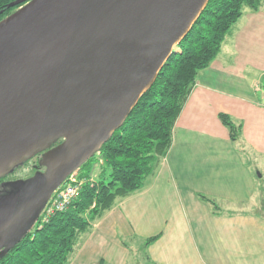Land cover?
<instances>
[{
    "label": "water",
    "instance_id": "95a60500",
    "mask_svg": "<svg viewBox=\"0 0 264 264\" xmlns=\"http://www.w3.org/2000/svg\"><path fill=\"white\" fill-rule=\"evenodd\" d=\"M207 2L28 0L0 20V176L62 138L44 172L8 182L0 217L17 215L0 246L121 125Z\"/></svg>",
    "mask_w": 264,
    "mask_h": 264
},
{
    "label": "crops",
    "instance_id": "0c3cea01",
    "mask_svg": "<svg viewBox=\"0 0 264 264\" xmlns=\"http://www.w3.org/2000/svg\"><path fill=\"white\" fill-rule=\"evenodd\" d=\"M134 248L140 264H264V0L197 72L156 171L92 221L67 264H134Z\"/></svg>",
    "mask_w": 264,
    "mask_h": 264
},
{
    "label": "trees",
    "instance_id": "16d2710c",
    "mask_svg": "<svg viewBox=\"0 0 264 264\" xmlns=\"http://www.w3.org/2000/svg\"><path fill=\"white\" fill-rule=\"evenodd\" d=\"M27 1L0 0V20ZM260 2L208 0L189 32L174 47L176 51L121 125L79 164L80 177H89L93 166L99 164L96 181L84 183L69 206L51 215L41 226L38 225L40 211L34 221L36 227L26 231L8 251L0 253V264H67L75 246L90 231L92 221L108 210L116 198L141 188L144 180L156 171L170 147L174 122L195 83L197 72L216 56L226 32L242 12L257 10ZM218 116L234 139L236 127L230 117L224 113ZM57 142H52L51 146ZM39 159L37 166L43 169ZM14 165L0 176V181L9 176ZM17 189L14 188V192ZM199 197L210 205L212 212L219 208L212 198L202 194ZM159 236L147 237L144 244Z\"/></svg>",
    "mask_w": 264,
    "mask_h": 264
},
{
    "label": "built area",
    "instance_id": "2783aa9c",
    "mask_svg": "<svg viewBox=\"0 0 264 264\" xmlns=\"http://www.w3.org/2000/svg\"><path fill=\"white\" fill-rule=\"evenodd\" d=\"M79 168L72 171L67 177L52 191L49 198L45 202L38 225L46 223L51 215L56 212L63 211L77 196L81 186L88 181H96L95 176L89 175V177H80Z\"/></svg>",
    "mask_w": 264,
    "mask_h": 264
},
{
    "label": "flooded vegetation",
    "instance_id": "af4514ba",
    "mask_svg": "<svg viewBox=\"0 0 264 264\" xmlns=\"http://www.w3.org/2000/svg\"><path fill=\"white\" fill-rule=\"evenodd\" d=\"M62 141V138H59L58 139V142L55 144L57 145L58 143H60ZM55 145L51 146V143L49 144L48 143V146L45 147L44 149H40L37 151V153H35V155L33 154L32 157H36V161L38 162V158H41V156L43 155L44 152L48 151V149L54 147ZM31 157V158H32ZM36 170L33 171L32 175L30 177H32L36 172L38 171H41V172H44L45 171V167L43 166V169H39V167L37 166L36 164V167H35ZM29 177V178H30ZM1 178V177H0ZM7 178V177H6ZM28 178V179H29ZM16 180H19V179H12V180H3V181H0V200L1 201H5L7 202V200H9V198L11 197V195L14 193V188H16L17 186H15L16 184L14 183H10L8 184V182H12V181H16ZM22 184V183H21ZM21 209V208H20ZM37 212V208L33 211V213L31 214L30 216V220L34 219L36 220L37 216L39 215L36 214ZM16 211L15 212H8L6 214H4L3 216L0 217V231H3L2 233H4L5 231H8L10 229V227L12 226V224L14 223L15 221V217H16ZM27 224L22 223L18 229L15 231L14 234H12L4 243V245L0 246V252L3 251V249L5 248V246H9L11 244L15 245L16 243H18V241L20 240L21 236L23 235L24 231H29L31 227L27 228L26 227ZM28 230H27V229ZM16 237H19V240H17ZM12 245V246H13Z\"/></svg>",
    "mask_w": 264,
    "mask_h": 264
},
{
    "label": "rangeland",
    "instance_id": "374dc122",
    "mask_svg": "<svg viewBox=\"0 0 264 264\" xmlns=\"http://www.w3.org/2000/svg\"><path fill=\"white\" fill-rule=\"evenodd\" d=\"M35 159H36V157L34 156V157L29 158L23 162L16 163L14 165L12 172L4 180L10 181L12 179H19V180L28 179L32 175L33 171L36 170L35 167H36L37 161ZM99 170H100L99 164L94 165L92 168V171H91L92 175L97 177ZM36 224H37V222H34V224H32V226H31V229L35 228ZM132 254L133 255H131L130 257L133 258V256H134V259H133L134 264H140V262H141V256L140 255H142L141 251L138 249L136 250L134 248V250L132 251ZM135 254H136V259H135Z\"/></svg>",
    "mask_w": 264,
    "mask_h": 264
}]
</instances>
